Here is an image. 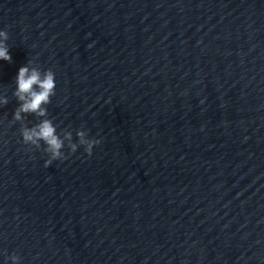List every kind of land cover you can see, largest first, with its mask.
I'll list each match as a JSON object with an SVG mask.
<instances>
[{"label":"water","instance_id":"obj_1","mask_svg":"<svg viewBox=\"0 0 264 264\" xmlns=\"http://www.w3.org/2000/svg\"><path fill=\"white\" fill-rule=\"evenodd\" d=\"M0 31V264H264V0H0ZM28 60L91 157L22 143Z\"/></svg>","mask_w":264,"mask_h":264},{"label":"clouds","instance_id":"obj_2","mask_svg":"<svg viewBox=\"0 0 264 264\" xmlns=\"http://www.w3.org/2000/svg\"><path fill=\"white\" fill-rule=\"evenodd\" d=\"M8 39V33L0 31V61L11 63L12 57L6 43ZM15 84L16 89L13 95L17 98L19 107L15 109L12 122L21 124L20 133L24 145L36 150L44 146L43 151L48 156L46 167L53 162L68 159V155L64 152L66 146L70 154H75L82 146L88 157L93 155L94 148L101 143L100 140L89 138L87 131L80 130L76 132L78 142H74L71 131L65 129L62 133H58L57 126L48 119L49 113L46 106L51 104L57 87L56 75L51 69L42 72L33 60H28L27 65L19 69ZM8 103L6 96H0V105L6 106ZM30 115H34L39 120L32 127L25 124L26 117ZM4 254L6 255V250ZM7 259L11 261V264L21 262V258L15 254Z\"/></svg>","mask_w":264,"mask_h":264}]
</instances>
